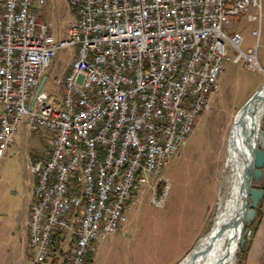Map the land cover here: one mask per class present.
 Returning <instances> with one entry per match:
<instances>
[{
	"label": "built area",
	"instance_id": "obj_1",
	"mask_svg": "<svg viewBox=\"0 0 264 264\" xmlns=\"http://www.w3.org/2000/svg\"><path fill=\"white\" fill-rule=\"evenodd\" d=\"M36 3L46 0H0V163L23 120L53 133L50 153L31 166V263L46 262L61 231L74 238L63 264H95L129 204L147 189L157 200L151 177L179 155L209 110L225 62L262 70L257 45L244 52L242 35L222 29L227 17L253 21L251 8L260 24L261 0H66L73 19L61 40ZM252 34L258 39L260 28ZM66 48L75 55L62 100L46 83L36 94L52 57Z\"/></svg>",
	"mask_w": 264,
	"mask_h": 264
},
{
	"label": "rangeland",
	"instance_id": "obj_2",
	"mask_svg": "<svg viewBox=\"0 0 264 264\" xmlns=\"http://www.w3.org/2000/svg\"><path fill=\"white\" fill-rule=\"evenodd\" d=\"M34 9L50 23L56 40L66 37L73 19L66 0H46L45 6L36 3ZM252 13L253 22L247 16L227 17L222 29L229 36L242 35L244 52L257 45L262 70H247L241 64L225 62L219 90L209 110L199 116L179 155L158 176L151 177L157 200L153 201L154 190L147 189L134 204H129L123 228L100 243L95 264H178L210 229L234 118L264 83V0L260 24L257 10ZM259 28L257 39L252 32ZM74 52V48L62 49L51 59L46 91L52 99L62 100V82ZM227 53L233 59L239 52L229 47ZM53 136L51 131L34 128L23 120L7 157L0 163V264H32L28 218L35 177L31 166L48 156ZM157 178L162 181L156 182ZM73 247L74 238L65 234L64 241L43 264H63ZM238 254L239 250L235 264H239Z\"/></svg>",
	"mask_w": 264,
	"mask_h": 264
},
{
	"label": "bare ground",
	"instance_id": "obj_3",
	"mask_svg": "<svg viewBox=\"0 0 264 264\" xmlns=\"http://www.w3.org/2000/svg\"><path fill=\"white\" fill-rule=\"evenodd\" d=\"M263 110L264 103H259L242 122H233L212 225L195 246V256L185 257L183 264H235L243 226L234 225L233 222L241 214L240 184L247 169L246 138L251 125L259 120ZM236 116L234 121H238Z\"/></svg>",
	"mask_w": 264,
	"mask_h": 264
},
{
	"label": "water",
	"instance_id": "obj_4",
	"mask_svg": "<svg viewBox=\"0 0 264 264\" xmlns=\"http://www.w3.org/2000/svg\"><path fill=\"white\" fill-rule=\"evenodd\" d=\"M46 80L47 77L42 78L36 94L42 90ZM259 103H264V83L238 111V121L235 120L234 124L239 121L242 122ZM258 119L251 125V129L246 138L247 169L240 184V193L242 195L241 214L233 222L234 225L243 226L241 237L238 240V250L245 245L247 232L250 230L249 227L255 219L258 204L264 194L262 189H258L252 184L253 179L262 177L264 172V110ZM195 250L196 248L188 256H195ZM178 264H183V261Z\"/></svg>",
	"mask_w": 264,
	"mask_h": 264
},
{
	"label": "crops",
	"instance_id": "obj_5",
	"mask_svg": "<svg viewBox=\"0 0 264 264\" xmlns=\"http://www.w3.org/2000/svg\"><path fill=\"white\" fill-rule=\"evenodd\" d=\"M253 9L256 8H251L249 14L253 16L255 20V16L252 13ZM252 184L254 187L264 191V172L262 177L253 179ZM249 228L251 236L247 238L248 250L243 264H264V194L258 204L255 219Z\"/></svg>",
	"mask_w": 264,
	"mask_h": 264
},
{
	"label": "trees",
	"instance_id": "obj_6",
	"mask_svg": "<svg viewBox=\"0 0 264 264\" xmlns=\"http://www.w3.org/2000/svg\"><path fill=\"white\" fill-rule=\"evenodd\" d=\"M64 238H65L64 233H62L61 231L56 232L54 239H53V242H52V245H51V252L55 253L58 246L64 241ZM247 247H248V241L246 239L245 245L242 248H239V254H238V256H240L239 264H243L244 258L246 256L247 250H248Z\"/></svg>",
	"mask_w": 264,
	"mask_h": 264
}]
</instances>
